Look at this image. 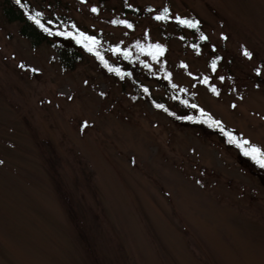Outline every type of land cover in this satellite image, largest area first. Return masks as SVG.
I'll return each mask as SVG.
<instances>
[{
	"label": "rangeland",
	"instance_id": "1",
	"mask_svg": "<svg viewBox=\"0 0 264 264\" xmlns=\"http://www.w3.org/2000/svg\"><path fill=\"white\" fill-rule=\"evenodd\" d=\"M23 1L123 75L71 37L22 34L0 0V264H264V167L193 120L264 152V0Z\"/></svg>",
	"mask_w": 264,
	"mask_h": 264
},
{
	"label": "snow or ice",
	"instance_id": "2",
	"mask_svg": "<svg viewBox=\"0 0 264 264\" xmlns=\"http://www.w3.org/2000/svg\"><path fill=\"white\" fill-rule=\"evenodd\" d=\"M81 2L83 3V2H85V0H81ZM16 3L18 5H21V7H24V5L22 3V0H16ZM127 6L130 7V8L132 7L131 4H128ZM90 10H91V12L96 13L98 11V8L96 6H93V7H91ZM39 15H40V13H36L35 15H29L28 18L31 19V20H34L49 35L71 37L72 39H74L76 41L77 44H81L85 49H87V51L93 52L94 55L104 64V66L108 69L109 72H115L117 75H123L119 68H114V67L110 66L108 64V62L106 60H104V58L100 54V52L98 50H96V45L98 44V40H97L96 36L88 35L86 32L80 31L79 28H77V26L75 24L72 25V29H73L72 32H69L67 29H64V30L57 29V30L53 31V29L51 27H45L43 24L40 23V20L37 19V17ZM174 18L177 21V23H179L181 25H186L188 28H196V29H198V25L200 23L199 21H194V20H191V19L181 18L179 15H176ZM154 19L157 20V21H165V20L170 19L169 8L164 7L162 10H159L157 12V14L154 16ZM111 23H113V24H122V25H125L128 28H132L133 27V25L131 23H129L127 20H112ZM48 24L52 25L53 21L49 20ZM221 38L222 39H227V37H225L223 33L221 34ZM200 39L201 40H207L208 37L205 36L203 33H201ZM136 46L138 48H140L141 50H143V48H144V46L141 45L139 43V41H137V45ZM147 48H148V54L151 55L153 57V59H157V57L159 55H162L164 53V51H165L164 45L160 44V43L149 44L147 46ZM193 48L196 49L197 51H199V49L197 48L196 45H193ZM241 49H242V55L244 57L248 58L249 60H251L253 58V53L250 50H248L245 46L242 45ZM111 51L113 53H122L126 59L128 58V55H129L127 49L121 50L118 46L112 48ZM218 60H220V57L219 56H215V58L211 62V68L213 70L216 69ZM20 67L23 68V67H25V65L21 64ZM145 67H150V66L149 65H145ZM184 67H186V65H184ZM31 71L32 72H37L38 69L32 68ZM254 71H255L257 76L264 77V68L255 67ZM189 74H191V73H189ZM168 75H169V77L171 76L170 73ZM219 79L221 81H223L225 79V77L220 76ZM203 82L207 83L208 82V77H205ZM173 87H175V85H173ZM144 91L147 92L148 89L145 88ZM211 91L213 93H217L218 94L217 88L215 86L211 87ZM101 95H104V93H101ZM184 103H187V101H184ZM156 106L159 107V108H163L164 107L163 105H160V104H157ZM191 107L192 108H196L197 105L193 104V105H191ZM233 107H235V105H233ZM200 111H201L202 115H206L204 113L203 109H201ZM181 118L182 119H191V117H181ZM206 122H210V126L220 127V130L222 132L225 131L223 126L221 125L220 121L213 120L211 116L207 117V121ZM84 127L85 128L87 127V121H84ZM225 135L228 136L230 143H237L238 146H242V145L248 143V141H237L236 138L234 136H232V134L229 133V132H225ZM244 154L246 156H250L261 167H264V152H262L259 148L255 147V146H252L250 149L246 148V149H244Z\"/></svg>",
	"mask_w": 264,
	"mask_h": 264
},
{
	"label": "trees",
	"instance_id": "3",
	"mask_svg": "<svg viewBox=\"0 0 264 264\" xmlns=\"http://www.w3.org/2000/svg\"><path fill=\"white\" fill-rule=\"evenodd\" d=\"M2 2L4 3V5H3L4 6V9H5L4 10V14L6 15V18L9 19V21L17 20V21H20L21 22V29H20V31H21L22 34H25L27 36L29 34H32L34 37H37L39 39H45L47 36H49V34L47 32H45L43 30V28H41L34 20H31V19L28 18L29 15H35L36 13H33V12H30V11L26 10V6L27 5H26V3L23 0H22V3L24 5V7H21V5H18L16 3V0H2ZM181 18L191 19V20H194L195 21V19H192L190 17H181ZM37 19H39L40 20V23L43 24L45 27H49L48 24L46 23V20L43 17H41L39 15L37 17ZM52 29H53V31L57 30L55 28H52ZM52 36H54V35H52ZM62 38H63V36H60V39H62ZM74 42H75V44H77L76 41L73 39V44H74ZM80 47L84 48L81 44H80ZM76 49L77 48L70 47V46L67 47L64 50H62V48H61V51H62L61 52V56L62 57H65V55H66L68 57V60L75 61V58H78V56H80ZM84 50L87 51V49H85V48H84ZM98 51L100 52L101 50H98ZM87 52H89V51H87ZM90 54L93 55L94 60L96 61L97 65H98L99 69L102 71V73L107 74V75H111L113 77H115L117 75L115 72H109L108 69L94 55L93 52H90ZM100 54L103 56L104 60H106L110 66H112L114 68H119L120 69V67L117 64H112L107 59V57L104 56V54L102 52H100ZM119 78H121V76ZM167 111H169V110H167ZM205 114L206 115L199 114L198 116H196L195 118H193L195 124H197L198 126L202 127L206 132L219 134L221 137H224L225 138V140H226L227 143H230L228 136L225 135V132H229L228 129H226L225 127H223L225 131L222 132L220 130V127L210 126V122H206V121H207V117L208 116H211V115H209L207 113H205ZM186 117H188V116H186ZM212 119L215 120L213 117H212ZM186 120H188V119H183V121H186ZM235 138H236L237 141H240L237 137H235ZM231 144H233L235 147H238L237 149L244 156H245L244 149H246V148H249L250 149L252 147L251 145H246V144H244L242 146H238L237 143H231ZM245 157L248 158V159H251V158H249L247 156H245Z\"/></svg>",
	"mask_w": 264,
	"mask_h": 264
}]
</instances>
